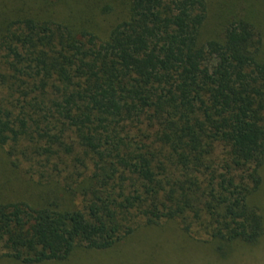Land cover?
<instances>
[{
	"label": "trees",
	"instance_id": "16d2710c",
	"mask_svg": "<svg viewBox=\"0 0 264 264\" xmlns=\"http://www.w3.org/2000/svg\"><path fill=\"white\" fill-rule=\"evenodd\" d=\"M19 3L0 9V258L62 262L161 220L219 258L257 246L264 0Z\"/></svg>",
	"mask_w": 264,
	"mask_h": 264
},
{
	"label": "rangeland",
	"instance_id": "374dc122",
	"mask_svg": "<svg viewBox=\"0 0 264 264\" xmlns=\"http://www.w3.org/2000/svg\"><path fill=\"white\" fill-rule=\"evenodd\" d=\"M20 1L0 0V9H4L5 6V9L13 10L16 5H21ZM31 1L23 0L25 4ZM112 17L114 15L101 16V25L98 27L102 29L108 27ZM262 177L264 183V167ZM263 194L260 201L264 215ZM157 229L158 232L155 229L138 228L132 236L110 249L101 251L81 249L66 261L42 264H264V236L255 247L243 246L229 257L219 258L208 244L195 245V242L182 231L178 220H161ZM178 254L184 256L179 257ZM0 264L21 263L1 257Z\"/></svg>",
	"mask_w": 264,
	"mask_h": 264
}]
</instances>
